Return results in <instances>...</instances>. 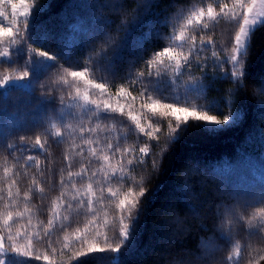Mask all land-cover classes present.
Returning a JSON list of instances; mask_svg holds the SVG:
<instances>
[{
	"label": "trees",
	"instance_id": "1",
	"mask_svg": "<svg viewBox=\"0 0 264 264\" xmlns=\"http://www.w3.org/2000/svg\"><path fill=\"white\" fill-rule=\"evenodd\" d=\"M26 1L18 41L0 31L4 259L264 264V21L231 60L252 0Z\"/></svg>",
	"mask_w": 264,
	"mask_h": 264
},
{
	"label": "snow or ice",
	"instance_id": "2",
	"mask_svg": "<svg viewBox=\"0 0 264 264\" xmlns=\"http://www.w3.org/2000/svg\"><path fill=\"white\" fill-rule=\"evenodd\" d=\"M9 2H11V0H9ZM243 2V0H241V3ZM252 3L254 4L255 3V0H252ZM224 7H227V5H224L222 8H221V12H223L224 10ZM13 8H15V4H13ZM249 11H251V9H249ZM212 12H213V9L212 8H208L207 10V13L209 16L212 15ZM200 16H203L204 15V12L201 11L199 13ZM243 21H244V25H248L250 23L249 19L247 16H244L243 17ZM252 24H255L256 21L253 20L251 21ZM0 31H4V32H11V29L10 28H2L0 27ZM249 36V32L248 30L245 28V27H241L240 28V32L239 34L236 35L235 37V47L233 49V56L231 57V60L236 62V65L237 67H239V64L242 62V59H243V54H244V48H245V43H244V40H246ZM243 38V39H242ZM171 49L170 48H165L163 51L157 53L158 56H165V55H170L171 54ZM39 56L40 57H44V58H47V59H54V57H50L48 52L46 51H42V52H39ZM240 57V59L238 60L237 57ZM32 63H39L38 60H35L33 59L31 61ZM186 63L188 62L187 60L185 61ZM71 75L73 77H77V76H80L82 75V73L80 72H71ZM244 75L243 72H234L233 73V77L239 81L240 78ZM98 88H103L104 85L103 84H98L97 85ZM161 107H164L166 110L172 112V111H175V112H184L186 113L185 117H184V123L183 124H178L177 127L181 129V131L184 130V127L187 126V122H188V112L189 110L187 108H178L176 107L174 104H166V105H161ZM191 115L198 121H205L207 122L205 125H203L204 127H207L209 131H218V130H224V129H218V128H214V127H209V125H217V126H220V125H223V126H227L229 124L230 121H235L238 119V116H229V115H224L223 116V119H218L216 115H208L207 114V110H205L202 114L199 113V112H192ZM133 119H135L133 117ZM177 120H180V117L178 116L177 117ZM175 131V130H174ZM148 135H151V133H148ZM178 138V135L177 136H173L172 139H177ZM37 145L40 144V141L37 139L36 141ZM140 151L143 153L145 152V149H140ZM31 158V157H29ZM146 189L141 187L140 190H139V196L143 197L146 193ZM125 203L124 200H121L120 201V204L121 206H123ZM139 204V200L136 201V204H134L132 207L133 208H136V205ZM139 212H140V209L136 208V215L135 216H129L128 218L131 219L133 221L132 225H127V224H124L123 225V231L121 233V235L124 237L125 241L126 242H131V240L134 238V232H135V224L136 222L138 221L139 219ZM121 223L123 224V217L121 218ZM210 244V241L206 243V247ZM13 251H16L17 254H20L22 255L23 253H20L19 249L18 248H13L12 249ZM90 251H94L95 249H89ZM102 251V250H101ZM112 251H116L118 252L119 251V248H113ZM4 255H5V250L2 248V245H0V264H21L20 261H17L15 260V258H9L7 260L4 259ZM38 258V257H37ZM45 259H47V257H45Z\"/></svg>",
	"mask_w": 264,
	"mask_h": 264
},
{
	"label": "rangeland",
	"instance_id": "3",
	"mask_svg": "<svg viewBox=\"0 0 264 264\" xmlns=\"http://www.w3.org/2000/svg\"><path fill=\"white\" fill-rule=\"evenodd\" d=\"M4 0H0V17L3 23L5 24V28H10L11 32H4L7 35H10L13 38V41H18L20 34V24L19 19L22 17H25L30 14L31 12V5L26 0H17L13 2L11 0V4L8 5L7 3L3 2ZM9 1V0H8ZM13 4H15V8H13ZM251 9V11H249ZM245 16L248 17L250 23L248 25H244L243 21V27H245L248 32L249 36L246 40H244L245 48L248 47L251 33L253 30L264 21V0H255V3L253 4L252 1L247 6L246 14ZM255 20L256 23L252 24L251 21ZM0 27H2V24H0ZM243 39V38H242ZM9 50H6L4 54H8ZM233 52L231 54V57L233 56ZM239 56L237 57V59ZM0 245H2V248L5 249V244L2 240H0Z\"/></svg>",
	"mask_w": 264,
	"mask_h": 264
}]
</instances>
